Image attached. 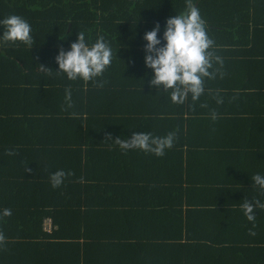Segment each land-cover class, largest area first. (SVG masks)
I'll return each instance as SVG.
<instances>
[{"label": "trees", "instance_id": "1", "mask_svg": "<svg viewBox=\"0 0 264 264\" xmlns=\"http://www.w3.org/2000/svg\"><path fill=\"white\" fill-rule=\"evenodd\" d=\"M188 3L223 63L197 101L176 105L149 86L142 37ZM10 14L31 25L33 45L0 43V210L11 209L0 248L29 264H264L254 245L243 247L252 256H222L213 213L231 212L228 232L264 233V208L254 227L241 208L264 204L251 182L264 175V0H0V18ZM79 32L113 49L103 86L52 72ZM133 132L175 140L160 157L121 151L114 140ZM59 169L71 175L53 188ZM197 196L204 218L189 209Z\"/></svg>", "mask_w": 264, "mask_h": 264}, {"label": "clouds", "instance_id": "2", "mask_svg": "<svg viewBox=\"0 0 264 264\" xmlns=\"http://www.w3.org/2000/svg\"><path fill=\"white\" fill-rule=\"evenodd\" d=\"M159 31L160 25L157 22L142 37L145 41L143 64L151 70L149 86L167 92L170 102L176 105L183 104L189 97L193 102L197 101L205 92V79H213L216 75L214 63H223L212 50L214 41L208 35L199 8L188 3L184 11L165 20L164 30L158 36ZM3 42H19L30 49L33 45L31 25L24 18L14 14L0 18V43ZM54 60L57 70L51 71L63 74L67 80H80L84 83L91 81L97 86H103V81H98L97 78L102 77L112 63L113 49L103 35L90 43L85 34L79 32L68 50L59 49ZM70 97V91L65 89V100L70 101ZM217 103H220V100H217ZM174 140V132H168L162 137H154L150 132H133L127 139L117 138L114 141L121 151L138 149L160 157L173 146ZM8 154L13 153L10 151ZM70 175V171L66 173L63 169L50 173L51 186L59 187L65 177ZM251 182L264 192V175L254 174ZM241 208L246 220L252 222L254 227V208H264V204L258 200L250 203L245 199ZM10 215L11 209L0 210V216ZM2 239L0 234V240Z\"/></svg>", "mask_w": 264, "mask_h": 264}, {"label": "crops", "instance_id": "3", "mask_svg": "<svg viewBox=\"0 0 264 264\" xmlns=\"http://www.w3.org/2000/svg\"><path fill=\"white\" fill-rule=\"evenodd\" d=\"M141 106H142L141 102L137 99L134 107L137 109ZM251 106L252 104L250 103V107ZM154 133L157 135L159 132L154 131ZM212 176L215 175L210 173V180L206 179L207 181H210L208 183H212L211 181L214 180ZM220 200L221 199L218 200L217 198L212 199L214 203L219 202ZM199 203L201 204L206 202L200 196L192 198V205L191 207H189V209L193 211V215H197L198 217L200 215L202 218H204L206 213L203 215L200 212V210L203 209H201V205ZM183 207L188 208L187 206H183ZM213 213H214V220L217 222V224H219L223 232V234H221L222 237H218L220 245L221 246L225 245V247H223L224 249H222L223 252H221V254L224 253L222 256H252L251 252H249V254L246 255L244 254V250H243L244 245L249 246L250 249L252 248L251 246L254 245L255 247L253 249L255 251H260V256H264V233H262L261 236L258 237L255 234L251 235L250 232L244 233L243 229L240 230L237 234H235V231L228 232L225 223L228 222L226 219L229 220L232 218V217L230 218L228 215L231 212L229 211L225 213V211L223 212V209H221L220 211L219 209L216 208ZM257 233L259 234V231ZM226 244L230 245L228 247L229 249L227 250H226L227 248ZM10 249L12 250H8L7 248L5 249L0 248V256H6L4 258L8 264H29V261L26 257L24 258L15 252V248H10ZM189 256H198V255L191 254ZM199 259H193L190 262V264H201Z\"/></svg>", "mask_w": 264, "mask_h": 264}, {"label": "built area", "instance_id": "4", "mask_svg": "<svg viewBox=\"0 0 264 264\" xmlns=\"http://www.w3.org/2000/svg\"><path fill=\"white\" fill-rule=\"evenodd\" d=\"M52 230L50 220H45L43 223V231L50 232Z\"/></svg>", "mask_w": 264, "mask_h": 264}]
</instances>
